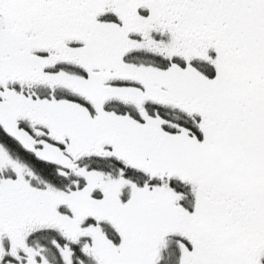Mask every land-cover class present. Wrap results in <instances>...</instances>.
<instances>
[{
  "label": "snow or ice",
  "instance_id": "obj_1",
  "mask_svg": "<svg viewBox=\"0 0 264 264\" xmlns=\"http://www.w3.org/2000/svg\"><path fill=\"white\" fill-rule=\"evenodd\" d=\"M0 264H264V0H0Z\"/></svg>",
  "mask_w": 264,
  "mask_h": 264
}]
</instances>
